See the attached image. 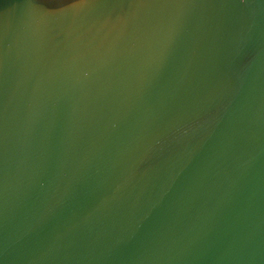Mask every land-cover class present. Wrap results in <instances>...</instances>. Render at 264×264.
Listing matches in <instances>:
<instances>
[{"label": "water", "instance_id": "water-1", "mask_svg": "<svg viewBox=\"0 0 264 264\" xmlns=\"http://www.w3.org/2000/svg\"><path fill=\"white\" fill-rule=\"evenodd\" d=\"M0 264H264V0H0Z\"/></svg>", "mask_w": 264, "mask_h": 264}]
</instances>
